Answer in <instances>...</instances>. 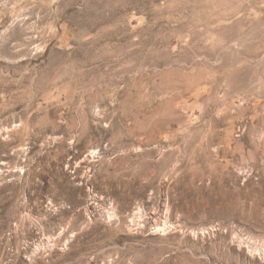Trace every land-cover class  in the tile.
<instances>
[{"label": "rangeland", "instance_id": "obj_1", "mask_svg": "<svg viewBox=\"0 0 264 264\" xmlns=\"http://www.w3.org/2000/svg\"><path fill=\"white\" fill-rule=\"evenodd\" d=\"M0 264H264V0H0Z\"/></svg>", "mask_w": 264, "mask_h": 264}]
</instances>
